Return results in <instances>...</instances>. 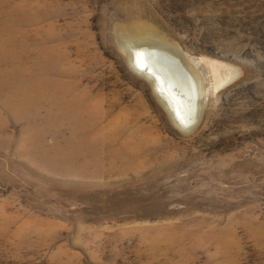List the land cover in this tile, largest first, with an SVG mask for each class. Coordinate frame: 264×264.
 Instances as JSON below:
<instances>
[{
    "label": "rangeland",
    "instance_id": "1",
    "mask_svg": "<svg viewBox=\"0 0 264 264\" xmlns=\"http://www.w3.org/2000/svg\"><path fill=\"white\" fill-rule=\"evenodd\" d=\"M0 264H264V0H0Z\"/></svg>",
    "mask_w": 264,
    "mask_h": 264
},
{
    "label": "bare ground",
    "instance_id": "2",
    "mask_svg": "<svg viewBox=\"0 0 264 264\" xmlns=\"http://www.w3.org/2000/svg\"><path fill=\"white\" fill-rule=\"evenodd\" d=\"M139 32L135 31L136 34ZM138 48L140 50L142 47ZM141 54L142 60L139 61H142V68L153 77L158 91L165 95L167 102L173 106L177 118L188 124L197 112L199 91L196 80L185 65L168 51L150 47L141 49Z\"/></svg>",
    "mask_w": 264,
    "mask_h": 264
}]
</instances>
